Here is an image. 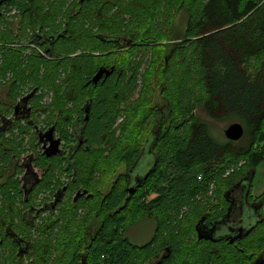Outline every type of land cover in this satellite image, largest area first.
<instances>
[{"label":"trees","instance_id":"obj_1","mask_svg":"<svg viewBox=\"0 0 264 264\" xmlns=\"http://www.w3.org/2000/svg\"><path fill=\"white\" fill-rule=\"evenodd\" d=\"M7 4L11 8L8 12L14 11L12 18L18 20L17 35L0 31V77L13 74L7 92L10 98L16 97L12 90L16 83L20 87L24 77H37L42 70V77H48L50 87L60 94L58 100L65 96L68 105H80L81 91H94L86 96L91 111L82 126L84 155L74 167V191L82 188L92 197L75 205L69 199L60 209L57 226L43 231L41 241L27 238L33 248L30 255L19 259L12 246L0 264H149L165 249L169 256L159 264H264V192L257 199L261 221L241 242L233 246L218 241L212 244L196 240L194 232L204 213L213 212L211 201H217L216 215L209 216L219 220L226 210L219 204L224 202L225 191L246 173L254 172L255 177L264 164V0H166L165 10L186 14L184 36L165 61L161 51L151 48V61L140 86L137 65L131 64L126 71L121 58L117 61L107 54L102 62L91 53L94 43L102 47L95 37L105 46L123 41L125 48L141 51L150 34L146 27L132 20L130 36H107L103 34L107 24L104 6H92L90 14H85L82 6L74 11L78 16L65 23L66 33L54 42L56 58L49 61L36 52L40 50L37 47L22 55L26 48L6 50L1 44L26 39L28 29L36 31L41 25L55 37L62 33L64 22L55 25L56 19L51 18L63 13L62 2L10 0ZM160 4L161 0H147L130 5L137 15L145 13L151 20ZM126 10L131 11L123 6L120 12ZM88 24L103 38L90 34ZM72 55L76 56L72 59ZM100 67L113 72L93 86L90 80ZM154 80L164 100L159 108L152 105ZM136 92L142 105L130 102ZM206 103L216 108V112L207 110L210 118L242 126L243 136L237 143L244 144L220 142L211 135L208 125L194 114ZM75 112L82 110L78 106ZM155 116L159 120L154 121L146 140L153 138V152L166 124L164 154L153 152L155 164L142 179L144 190L135 189L128 195V173L143 152V148L139 153V147H132L137 128ZM222 152L226 159L220 161ZM120 165L126 169L124 187L113 185L100 195L99 184L106 182L112 167ZM150 193L156 196L147 202ZM142 218L154 224V231L147 243L136 245L125 232Z\"/></svg>","mask_w":264,"mask_h":264},{"label":"flooded vegetation","instance_id":"obj_2","mask_svg":"<svg viewBox=\"0 0 264 264\" xmlns=\"http://www.w3.org/2000/svg\"><path fill=\"white\" fill-rule=\"evenodd\" d=\"M9 1L0 0L1 31L5 29L9 31L12 27L9 21L14 16V11L8 12L11 9L9 8V4H7ZM40 1L42 0H33V3ZM60 1L63 2V0ZM52 2L54 0H51ZM73 3L77 4L75 9L73 8ZM96 4L97 0H71L70 6H67V4L64 6L61 15L51 17L52 19H56L55 25L59 21L64 22L61 26L62 30L60 31L62 33H58L55 37L54 33L47 32L48 28L43 30V26L41 25L37 27L36 31H30L28 29V38L15 41L13 45L1 44V47L6 50L13 48L15 51L27 47H37L39 49L41 48L40 52H42L40 55L44 59L49 61L55 60L57 52L55 51L54 42L58 38H62L63 33H66L65 28L67 24L65 23L69 19L72 20L78 16L75 15L76 13L74 11L77 12L80 7H84L85 14H90L93 10L91 6ZM66 12H69V15H65ZM8 16H10L9 19L7 18ZM85 17L89 19V15H85ZM86 22H89V20H86ZM14 26L17 29V25ZM95 35L100 36L102 34ZM100 38L102 39L103 37L100 36ZM75 56L72 55L71 58L73 59ZM12 83L13 80L8 79L7 81L3 80L2 84H0V258L8 255L13 246L15 247L17 257L19 259H25L33 249L31 243L29 245L27 238L35 236L41 241L43 231L57 226L55 221L60 213V209L69 202V199L71 200V204L75 205L80 200L92 197L85 189L80 188L74 191V174L76 172L74 167L77 166L78 158L84 155L83 147L85 148V141L82 143L79 140H85L82 126L88 120V117L87 119L85 118V105L87 100L80 107L82 112H79L72 118L74 120L70 121L69 116L64 117L66 123L65 129L67 131L60 133V128L62 127L57 119L49 125L42 119L40 121L38 120L37 108H35L37 105V101L35 100L36 90L19 98L15 104L12 103L7 93ZM74 108L72 105L73 111L70 112L71 114L74 113ZM22 124H24L25 129L22 127ZM13 127L18 132H11L14 130ZM50 130H52L53 140H59L60 144L58 145L57 153L48 156V153L44 150V145L48 148L50 142L44 135ZM30 136L31 142H28L27 137ZM40 137H42V142L39 141ZM65 139H69V141L66 142ZM148 142L149 139L145 141L143 150ZM147 153L151 161L149 168L143 176L139 174L128 175L127 187H129L130 182L134 185V178H137L135 189L142 190L141 178L145 177L155 164L151 144ZM236 183L231 190L225 191L223 194L224 202L220 203V208L226 210L219 220H214L215 217H213L216 215L215 205L211 207V210L214 212L212 217L209 216V211L205 214L209 216L208 218L205 215L201 217L199 220L202 221L199 227L201 234L209 235V230L212 227H217L216 230L222 227L225 228L222 233L223 235L221 231L213 235V238L216 239L219 236L224 237L226 235H232L234 237L238 235L240 228L247 229L252 225V218L260 217L258 202L249 201L250 189L247 191L246 182ZM84 191H86V194L80 195L77 201L73 203L76 193H82ZM89 195L90 197L87 198ZM230 205H232V209L228 213ZM45 215L47 217L43 219ZM49 220L52 221L49 222ZM219 224L221 225L218 226ZM196 225L197 223L194 226V232L197 238L195 231ZM86 227L88 228L90 226L87 225ZM247 236L235 239L231 244H229L230 239L226 238L218 242H224L233 246ZM205 242L212 244L218 243L208 240ZM22 251L24 253L20 254ZM168 256V249L161 250L149 264H159ZM2 260L0 259V261Z\"/></svg>","mask_w":264,"mask_h":264},{"label":"rangeland","instance_id":"obj_3","mask_svg":"<svg viewBox=\"0 0 264 264\" xmlns=\"http://www.w3.org/2000/svg\"><path fill=\"white\" fill-rule=\"evenodd\" d=\"M165 1L166 0H161L158 13L155 14V17L154 15L150 17L151 20H148L149 18L146 16L145 13H141L137 15L135 8L133 9V7H131L130 5L131 3L136 4L139 2L147 3V0H97V4L92 5V6L100 5V6H104L105 8L104 17H105L107 24H106V31H103L104 35H107V36L109 35H112V36L128 35L130 36L128 32L131 29L132 20L135 23L146 27V31L150 32V34H147L149 35L148 41H147L148 43L144 44V46L142 47L143 50L141 51L137 50L136 48H133L131 50L125 48L126 42L124 43L123 41H121L118 45L105 46L104 45L105 43L101 42V40L98 39V37H95L96 38L95 42H97L98 44H102V47L94 43L95 51L91 53V56L100 59V61L102 62L104 61V57L107 54H110L113 58L117 59V61H118V58H121L123 60L121 64L122 66L124 65L126 71L131 67V64H133V67L137 65L138 66L137 67V85L140 86L142 83V75L146 71V68L148 67L151 61L150 60L151 52H152L151 48L154 50L161 51L162 56H163L162 61L163 60L165 61L171 49L174 46H178L184 36L186 14L183 13L182 11H176L175 9L169 10V11L165 10L164 9ZM62 4L64 6H66V4L67 6H70L71 0H63ZM76 6L77 4L73 3L74 9L76 8ZM92 6H91V9H94L95 7H92ZM123 6L131 10L132 12L131 11L127 12L126 10L124 13H121L120 10H121V7ZM7 18L9 19L10 16H8ZM11 19L9 23L11 22L12 27L9 31L16 34L17 30H16V26L14 25L18 23V20L14 18H11ZM88 26L90 28V34H93V35L97 34V31H95L94 29H91L92 25L88 24ZM1 30L2 28H0V31ZM90 46H91V43H90ZM119 48H123V49L119 50ZM32 49L35 50L33 47H27L26 50L22 53V55H29ZM128 51L129 53L126 54V52ZM36 52L41 53L42 51L40 52V50L39 51L37 50ZM0 64H1V50H0ZM157 67L158 65L155 66V68ZM43 75H44V70H42L37 77L35 76L24 77L26 79L23 78L24 80L23 82L20 83V87H18L19 84L16 83L14 88L12 89L16 93V97H14L13 100L11 99L12 103L15 104V102L19 98L36 90L35 100L37 101V105L35 108H37L38 120L40 121L42 119L45 122H47L46 123L47 125H49L52 121L57 119L59 121V124H61L60 125L61 127H63L62 124H65V127H66V123L64 122V117L69 116V118L72 119L75 115L78 114L76 112L73 114L70 113L73 111L72 105L75 108L78 106L80 108L81 105L85 102V100L88 99L86 96H90L91 91L93 90L87 89V90L81 91L80 105L76 103L68 105L65 96H62L58 100L57 96H59L60 94L55 93L54 89L50 87V82H49L48 77L43 78L42 77ZM126 75H129V74L126 73ZM12 77H13V74H7L6 76H3L2 78L0 77V84H2L3 80L6 79L7 81L8 79H11ZM42 82H45L46 85L45 86L41 85ZM154 86H155V80L152 81L151 83V89L153 90V99H154L152 105L154 107L156 106L157 108H159L162 105V102L164 100H162L161 97L159 96L160 88L156 89ZM68 99L70 102L72 101V97H69ZM130 102H134L135 105L143 104V102H140L137 92L134 94V97L130 99ZM215 109L216 108L214 107L213 104L206 103L204 106L203 105L198 106L194 114L197 117V119H199L201 122H205L208 125V127L210 128L211 135L217 141L224 142L226 141V139L224 137L223 132L229 125L234 124V122L229 121L227 123H224L222 121L214 120L210 118L207 114V110L216 112ZM162 115H165L166 117L168 114L163 113ZM122 119L124 118L123 117L119 118V120L117 121V124L121 122ZM156 120H159L157 116H155L154 118H151V120H148L147 118L145 120V126L143 125L138 126L137 135H135L134 143L132 147L134 146L135 148L139 147L140 148L139 153L141 152V149L143 148L146 138L149 132L152 130L154 121ZM167 122L168 120L165 121V123ZM22 127L25 129L24 124H22ZM167 128L168 127L166 126V124L163 125V129L161 130V133L158 136L159 143L156 144L155 149L153 150L154 153L159 154L160 156L164 154L163 153L165 150L164 139L167 138V136L165 135ZM14 131L18 132V130H15V128L11 132H14ZM66 131L67 129H65L64 127L60 128V133L66 132ZM117 135H119V132ZM30 140H31V136L27 137V141L31 142ZM65 141L68 142L69 139H65ZM232 143L242 145L244 144V141H242L241 143H237V142H232ZM230 150L233 151V148H231ZM223 159H226V154L224 152H222L219 160L221 161ZM148 161H149V156H144L142 161L139 163L137 167L138 169L140 168L139 172L143 173L147 169ZM112 164H115V163H112ZM238 167L240 168L241 165H239ZM229 172H232V169ZM125 173H126V169L124 166L120 165L118 167L115 166V168L112 167L111 173L107 174L108 179L106 180V182L103 184H99L100 195H104L105 193L109 192L113 185H116L117 189H121L122 187H124ZM143 190L144 189L142 188V191ZM263 192H264V164L257 169L255 177L252 180V188L250 191L249 201H252V202L258 201L257 199L261 196ZM153 197H154V194L150 193L148 195L147 202L152 200ZM216 202L217 201L215 200L211 201V204H212L211 207L214 205L216 206L215 204ZM263 212H264V209H263ZM205 214L207 213H204V215ZM208 214L213 215L214 213L209 212ZM46 217L47 215H45L43 219H45ZM191 221L192 220H189V222ZM134 224L131 228H128L126 230L125 236L128 238V240L131 243L136 244V245H143L147 243L153 235L154 224L150 220L144 219V218L138 220ZM34 237L35 236L31 238H34ZM196 240L198 239L196 238ZM188 252H191V251H188Z\"/></svg>","mask_w":264,"mask_h":264},{"label":"water","instance_id":"obj_4","mask_svg":"<svg viewBox=\"0 0 264 264\" xmlns=\"http://www.w3.org/2000/svg\"><path fill=\"white\" fill-rule=\"evenodd\" d=\"M113 70L112 68L110 69H103V68H100L96 74L91 78L90 80V84H92L93 86H96L98 84V82L103 78L104 80H106L111 74H112ZM89 102H86V105H85V115H86V119L88 117V114H89ZM224 134V137L226 140L230 141V142H238L242 136H243V128L241 125L237 124V123H234V124H231L229 125L223 132ZM44 137L47 138V140L50 142V146L48 148L45 147L44 145V150L46 153H48V156L49 155H52L54 153H57L58 151V145L60 144V141L59 140H53L52 138V130H50L49 132H47ZM153 139V138H152ZM152 139L149 140L147 146L144 148L141 156L139 157V159L137 160V162L135 163V166L129 171L128 175H140V176H143L145 171L149 168L150 164H151V161H150V157H149V161H148V167L147 169L142 173V172H139V169L137 168L139 163L142 161L143 157L144 156H149L147 151L149 150V147H150V144L152 142ZM40 142H42V137H40ZM79 142H84L83 139H80ZM147 176V175H146ZM145 176V177H146ZM137 177V176H135ZM145 177L141 178V179H144ZM253 177H254V172H250V173H246L244 175V178L243 180H240L239 182H242V181H245L246 182V187H247V191H249L250 189V185H251V182L253 180ZM136 181H137V178H134V185L132 184V182L129 183V187H127V191H128V194L129 195H133L134 192H135V184H136ZM237 184V183H236ZM86 194V191L80 193V192H77L74 199H73V203H75L77 201V199L79 198L80 195H85ZM89 196H87V198H89ZM60 199V198H59ZM231 209H232V205H230L229 207V210H228V213L231 212ZM261 221L260 217L257 216L256 218H252L251 219V223L252 225H250V227H248L247 229H244V228H240L238 230V235L237 236H232V235H226L224 237H221L219 236V238H213L212 236L215 235L216 233H220L221 231V234L223 233V230L225 228H220L219 230H216L217 227H212L209 232L210 234H201L200 232V224L202 223V221H199L195 227V231H196V234H197V239L198 240H208V241H214V242H217V241H221V240H224L225 238L226 239H230L229 240V244H231L235 239H239V238H242L244 236H247L256 226L257 224ZM221 224H219L218 226H220ZM223 235V234H222ZM24 251H22L20 254H23ZM258 261V260H257Z\"/></svg>","mask_w":264,"mask_h":264}]
</instances>
